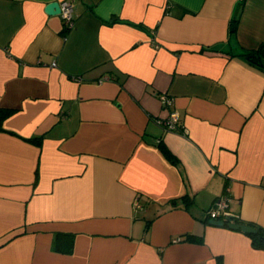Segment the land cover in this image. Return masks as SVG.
I'll return each instance as SVG.
<instances>
[{"label":"crops","instance_id":"crops-1","mask_svg":"<svg viewBox=\"0 0 264 264\" xmlns=\"http://www.w3.org/2000/svg\"><path fill=\"white\" fill-rule=\"evenodd\" d=\"M53 1L0 0V264H264L206 215L264 229V0Z\"/></svg>","mask_w":264,"mask_h":264},{"label":"built area","instance_id":"built-area-1","mask_svg":"<svg viewBox=\"0 0 264 264\" xmlns=\"http://www.w3.org/2000/svg\"><path fill=\"white\" fill-rule=\"evenodd\" d=\"M244 1V0H241ZM74 7L71 0H62L60 2L59 16L63 20V28L70 30L74 26ZM158 99L163 108L168 109L172 104V99L166 93L158 94ZM158 122L166 131H178L182 134L187 133V129L181 123V117L177 110L171 109L166 116L159 119ZM229 193H222L213 201L212 206L206 211V215L211 220L235 222L236 215L229 208ZM180 239V238H178ZM174 239V241L178 240Z\"/></svg>","mask_w":264,"mask_h":264},{"label":"trees","instance_id":"trees-1","mask_svg":"<svg viewBox=\"0 0 264 264\" xmlns=\"http://www.w3.org/2000/svg\"><path fill=\"white\" fill-rule=\"evenodd\" d=\"M235 30V25L231 26V31ZM249 60L253 61L254 63L264 67V47H260L256 51H246L243 53ZM13 112L12 109L8 108H0V129H2V123L11 113ZM35 142H39L38 137L32 139ZM165 155L174 162V158L171 153L167 149H163ZM252 239V244L255 247H264V229L258 227V232L254 234H249ZM66 236L62 233H55L52 247L54 250L70 253L73 249L72 246V239L70 242H66L67 240L63 239ZM199 240V239H198Z\"/></svg>","mask_w":264,"mask_h":264},{"label":"water","instance_id":"water-1","mask_svg":"<svg viewBox=\"0 0 264 264\" xmlns=\"http://www.w3.org/2000/svg\"><path fill=\"white\" fill-rule=\"evenodd\" d=\"M45 11L48 14H59L60 13V3L58 1H53V2L48 3L45 7ZM210 223L217 224V225L225 224L224 221H218V220H213V219L210 221ZM227 226L232 229H240L244 232L251 233V234L258 232L257 226H252V225L245 224V223L228 222Z\"/></svg>","mask_w":264,"mask_h":264}]
</instances>
